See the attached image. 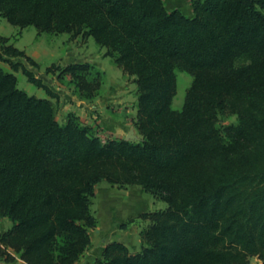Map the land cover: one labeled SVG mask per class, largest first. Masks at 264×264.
<instances>
[{"label": "trees", "instance_id": "1", "mask_svg": "<svg viewBox=\"0 0 264 264\" xmlns=\"http://www.w3.org/2000/svg\"><path fill=\"white\" fill-rule=\"evenodd\" d=\"M193 16L163 0H0V16L37 33L92 37L136 85L138 140L107 137L69 112L0 36V259L77 264L98 224L95 186L138 185L167 206L132 252L108 242L93 264H264V0H191ZM175 68L192 76L172 107ZM48 97L26 93L14 72ZM76 96L92 100L105 72L89 62L52 64ZM236 122L219 126L221 115ZM121 228L126 227L122 223Z\"/></svg>", "mask_w": 264, "mask_h": 264}, {"label": "rangeland", "instance_id": "2", "mask_svg": "<svg viewBox=\"0 0 264 264\" xmlns=\"http://www.w3.org/2000/svg\"><path fill=\"white\" fill-rule=\"evenodd\" d=\"M0 34V36L4 35L2 37H7L9 39L7 42L8 44H13L17 48L23 50L29 57L32 56L33 58H31L37 62L38 66L35 67L30 65L22 58H15L14 60L22 61L29 70L34 72L37 77L45 80L49 84L56 85V89H59L64 93L63 95H59L57 98H51L54 107L56 108V118L60 122L65 120V117L69 112L75 113L84 124L89 125L90 120L85 114L81 112L77 113L75 111V108H77V105H79L78 101H80V99L75 94L74 86L69 82V76H63L62 79L59 80L56 78L58 71L47 73L45 69L52 64L59 65L60 67L68 64L62 62L60 59V53H63V50L61 49L62 47H72L75 51L78 49L77 51H79V53H81V51H86L89 54H98L99 59L103 60L108 70L115 69V72L108 74L110 79H112V77L116 78V81L119 85L116 88V92L121 95L120 101L112 104L113 106L110 107L113 109L119 106L123 107L124 110H128L133 105L135 114L134 116H130V114H124L125 121L121 122L122 124L120 125V132L116 133V135H112L110 132L106 131L103 126L99 124V122L93 121L90 125L96 130V133L102 139L107 137L120 138L117 135L124 136L128 127H135L134 119L136 117V97L134 93L136 91V85L133 82L131 76L127 73H124L121 68L116 66L114 64L113 58L106 55V49L98 45L92 37H82L81 35L71 36L68 33L53 34L44 32L38 34L34 26H28L20 29L18 26L8 23L3 17H0ZM0 65L5 70L11 71V67L8 63L0 61ZM14 73L17 77L18 87L23 89L26 93L35 95L37 97H48L42 88H38L32 83L28 82L27 77L20 70ZM175 75L176 92L172 99V107L176 110H179L183 104L185 92L191 84L192 76L188 72L179 68H175ZM107 82L108 75L105 72V76L103 77V82L98 94L92 100L83 99L82 101L85 103H92L94 99L97 98V96H103L106 93L105 89L108 86H106ZM64 95H66V97H64ZM68 103H71L73 107H71L69 110L66 108L64 109V105ZM126 104H129V106ZM129 118L132 119V123L129 121ZM235 122V115L226 114L219 117L218 125L224 126ZM135 132L136 135L129 140L140 139V135L136 127ZM153 203H155V205ZM158 206L160 207L158 208ZM166 206L167 204L164 201L156 200L149 193L144 192L138 185H135L134 187L131 185L118 187L116 185L112 186L106 181L102 180L95 186V196L92 201L91 210L97 219L101 220V224H103L104 220L111 218L113 220L109 223L112 224L113 228L120 229L122 223H126L127 225L135 222L138 224V232H140L141 228L146 226L145 222L147 220L140 218L138 215L146 211L163 209ZM142 207L145 208V210L139 212L141 209H143ZM7 221L8 225L6 228L10 226V221ZM1 226L2 225L0 223V227Z\"/></svg>", "mask_w": 264, "mask_h": 264}, {"label": "crops", "instance_id": "3", "mask_svg": "<svg viewBox=\"0 0 264 264\" xmlns=\"http://www.w3.org/2000/svg\"><path fill=\"white\" fill-rule=\"evenodd\" d=\"M165 7L168 10L179 9L183 14L187 16H193V10L191 5V0H163ZM2 17V16H0ZM4 18V17H3ZM5 19V18H4ZM6 20V19H5ZM7 21V20H6ZM8 22V21H7ZM9 23V22H8ZM12 25V24H11ZM16 26V25H14ZM1 35V34H0ZM4 36V35H2ZM63 53H60V59L62 62L69 63V62H91L96 67L101 69L102 71L106 72L108 75V82L106 83V93L103 96H97L96 99L92 103H85L84 101H78L77 108H75L76 112H81L85 114L89 121V125L92 124L91 122L96 121L99 122L103 128L110 132L112 135L120 132V125L121 122L125 121L124 114H130V116H134L135 110L134 106L132 105L130 109L124 110L123 107H115L111 108L116 102L120 101V96L116 91L118 85L116 78L110 79L108 73L115 72V69L108 70L103 62L102 59H99L98 54L87 53L86 51H76L72 47H62ZM21 50V49H20ZM53 50V49H52ZM58 51V50H56ZM32 57V56H31ZM33 58V57H32ZM133 79V76H131ZM45 83H47L44 80ZM50 85L55 91L59 92V95H63L64 93L61 92L59 89H56V85ZM135 94V93H134ZM125 95V94H124ZM47 97V96H44ZM66 97V95H64ZM129 106V104H126ZM124 105V106H126ZM111 106V107H110ZM73 107L71 103L65 104L64 109H70ZM129 108V107H128ZM118 109V110H116ZM129 121L132 123V119L129 118ZM123 132V131H122ZM120 134V133H119ZM136 135L135 127H128L126 129L125 135H117L120 138L124 139H131ZM134 187L135 185H131ZM153 202V201H152ZM157 202V201H154ZM155 205V203H153ZM157 207V206H156ZM160 206H158L159 208ZM143 208V207H142ZM145 208L141 209L139 212L144 211ZM115 219V218H114ZM8 219L6 217H0V232L4 231L8 225ZM113 219H106L101 224V220L98 219V225L95 229L90 230V244L88 245L87 249L83 253V255L78 260L77 264H93V262L100 258L102 255V250L104 246L113 240L123 242L130 251L136 252L139 251L142 243L139 239L138 235V224L135 222L131 224H127L125 228L116 229L113 228L112 224L109 223ZM147 224V221L145 222ZM93 232V233H91ZM14 259L10 262H6L0 259V264H26L18 254L13 253ZM247 264H262V261L257 258L256 256H252L249 258Z\"/></svg>", "mask_w": 264, "mask_h": 264}]
</instances>
